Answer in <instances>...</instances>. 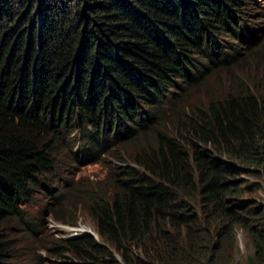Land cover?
Returning <instances> with one entry per match:
<instances>
[{"label":"trees","instance_id":"16d2710c","mask_svg":"<svg viewBox=\"0 0 264 264\" xmlns=\"http://www.w3.org/2000/svg\"><path fill=\"white\" fill-rule=\"evenodd\" d=\"M253 1L0 0V264H16L10 227L34 233L24 201L76 132L83 162L128 157L113 156L109 194L76 190L97 237L61 240L67 264H232L238 228L246 264H264V207L246 198L264 181V77L233 73L264 70Z\"/></svg>","mask_w":264,"mask_h":264},{"label":"rangeland","instance_id":"374dc122","mask_svg":"<svg viewBox=\"0 0 264 264\" xmlns=\"http://www.w3.org/2000/svg\"><path fill=\"white\" fill-rule=\"evenodd\" d=\"M247 13L248 16L245 17L247 27L257 30V34L264 38V0L253 1L248 7ZM234 43L240 44L237 40L234 42L226 40L223 44L229 48ZM256 60L257 58H252L249 60L250 63L244 67H234L233 69L235 79L245 80V83L251 88H256L261 80L263 82L264 77L262 63L258 67ZM216 77L222 80L223 88L228 90L230 85L228 73L222 72L218 76H213L212 79L216 81ZM213 80H211L212 84ZM254 81H256L255 85ZM255 91L259 92L258 89ZM202 94H204V90ZM201 98L202 96H199V99ZM85 147L86 141L83 134L76 132L69 136L66 143L58 148L61 156L54 174L44 180L47 190L35 192L24 201L23 209L27 219L33 225L34 233L22 235V233H18L16 226L10 227L12 230L7 231L16 243V264H67L71 262L70 255L67 253L56 255L52 251L56 246L62 245L61 240L82 234L81 230L96 234L90 216L81 206V199L76 197L78 195L76 190L103 188L104 192L109 194L112 188L108 185L110 163L115 166L117 164L115 162H118L117 159L113 160V156L128 157V153L125 151L128 146L116 147L111 156H102V161L97 164L83 162L82 152ZM78 154H80V158H77ZM258 183H260V189L247 195L246 198L253 199L258 206L264 207V181ZM60 195L62 197H59ZM58 198H61V204L58 203ZM73 222H77V225H74ZM217 239L216 236L215 240ZM223 243L226 249V260L232 264H246L254 256L250 236L243 229L238 228L236 235L224 238ZM117 257L120 259L119 256Z\"/></svg>","mask_w":264,"mask_h":264},{"label":"clouds","instance_id":"9594fccd","mask_svg":"<svg viewBox=\"0 0 264 264\" xmlns=\"http://www.w3.org/2000/svg\"><path fill=\"white\" fill-rule=\"evenodd\" d=\"M83 232H85V231H83ZM81 233H82V230H81ZM92 233H93V232H92ZM93 234H94L93 236L97 237V235H96L95 233H93ZM84 235H87V234H82V235H80V234H76L75 237H70V238H67V239H72V238L82 237V236H84ZM90 235H91V234H90Z\"/></svg>","mask_w":264,"mask_h":264},{"label":"water","instance_id":"95a60500","mask_svg":"<svg viewBox=\"0 0 264 264\" xmlns=\"http://www.w3.org/2000/svg\"><path fill=\"white\" fill-rule=\"evenodd\" d=\"M82 234H91V235H94L92 232H83V231H82ZM82 234H80V235H82Z\"/></svg>","mask_w":264,"mask_h":264}]
</instances>
